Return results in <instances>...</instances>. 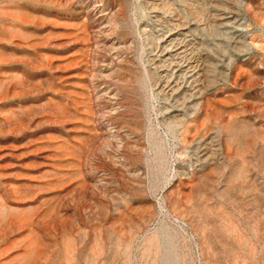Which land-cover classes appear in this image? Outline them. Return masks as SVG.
Wrapping results in <instances>:
<instances>
[{
    "label": "rangeland",
    "instance_id": "374dc122",
    "mask_svg": "<svg viewBox=\"0 0 264 264\" xmlns=\"http://www.w3.org/2000/svg\"><path fill=\"white\" fill-rule=\"evenodd\" d=\"M0 264H264V0H0Z\"/></svg>",
    "mask_w": 264,
    "mask_h": 264
},
{
    "label": "bare ground",
    "instance_id": "6f19581e",
    "mask_svg": "<svg viewBox=\"0 0 264 264\" xmlns=\"http://www.w3.org/2000/svg\"><path fill=\"white\" fill-rule=\"evenodd\" d=\"M171 37H172V34H169V35H165L163 39H164V41H167V42H168V41H170V39H172ZM172 41H173V40H172ZM162 43H163V42H162ZM174 48H175V47H174ZM179 48H180V47H179ZM182 49H183V48L181 47V50H182ZM176 50H177V49H176ZM162 51H163V50H162ZM163 53H164V54L167 53L166 48H165V51H164ZM171 54H172V53H171ZM176 55H177V54H176ZM160 59H161V58H160ZM163 60H164V59H163ZM165 60H166V59H165ZM167 60H168V59H167ZM159 61H160V60H159ZM176 71H177V70H176ZM161 74H162V73H161ZM174 74H175V73H174ZM172 75H173V74H172ZM167 76H168V75H167ZM169 76H170V75H169ZM163 79H164V78H163ZM176 80H177V79H176ZM176 80H175V81H176ZM160 81H161V80H160ZM177 81H178V80H177ZM158 83H159V82H158ZM162 83H163V82H162ZM180 84H182V82H181ZM173 86H174V85H173ZM175 86H176V85H175ZM158 87H159V86H158ZM178 87H179V85H178ZM198 87H199V86H198ZM167 88H168V87H167ZM196 89H197V88H196ZM200 89H201V88H200ZM175 91H176V88H175ZM182 91H183V90H182ZM166 92H167V91H166ZM163 93H165V92H163ZM179 93H180V92H179ZM172 95H173V94H172ZM176 100H177V99H176ZM172 102H174V101H172ZM177 102H178V101H177ZM184 106H185V105H184ZM174 107H175V106H174ZM174 107H173V108H174ZM181 107H182V106H181ZM180 110H181V109H180ZM195 110H196V109H195ZM176 114H177V113H176ZM171 115H172V114H171ZM22 117H23V116H21V118H22ZM25 117H26V116H25ZM21 118H20V119H21ZM23 119H24V118H23ZM23 119H22V120H23ZM25 119H26V118H25ZM25 119H24V120H25ZM171 119H172V118H171ZM174 119H176V118H174ZM22 120H20V122H21ZM24 120H23V121H24ZM27 120H28V119H27ZM178 120H179V119H178ZM23 121H22V122H23ZM180 121H181V120H180ZM26 122H27V121H26ZM26 122H25V123H26ZM20 124H22V123H20ZM204 143H205V142H204ZM206 143H207V142H206ZM208 144H209V143H208ZM206 149H207V148H205L204 153H206L205 151L208 150V149H207V150H206ZM217 149H218V148H217ZM202 153H203V152H202ZM209 154H210V153H209ZM211 154H213V153H211ZM202 156H203V155H202ZM206 156H208V155H206Z\"/></svg>",
    "mask_w": 264,
    "mask_h": 264
}]
</instances>
